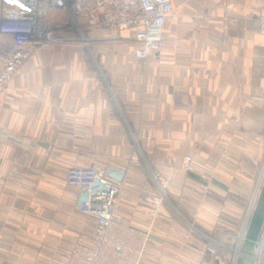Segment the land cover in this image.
I'll use <instances>...</instances> for the list:
<instances>
[{"label": "crops", "instance_id": "1", "mask_svg": "<svg viewBox=\"0 0 264 264\" xmlns=\"http://www.w3.org/2000/svg\"><path fill=\"white\" fill-rule=\"evenodd\" d=\"M173 4L165 45L144 60L130 30L49 12L60 39L0 93V264H61L113 206L148 230L143 264H196L210 257L206 243L216 264L233 258L264 186V0ZM12 46L0 33V53ZM186 154L208 180L182 168ZM72 166L95 167L99 189L68 185ZM154 169L168 179V203L150 217L138 193L154 188ZM201 199L208 206L194 216Z\"/></svg>", "mask_w": 264, "mask_h": 264}, {"label": "built area", "instance_id": "2", "mask_svg": "<svg viewBox=\"0 0 264 264\" xmlns=\"http://www.w3.org/2000/svg\"><path fill=\"white\" fill-rule=\"evenodd\" d=\"M10 5L0 10V33L12 38V48L0 53V93L9 85L18 69L35 50L45 47L60 38L50 28V11L67 12L74 21L82 20L88 28L114 27L132 32L133 54L138 60L148 58L160 50L164 43V27L173 13L174 0H9ZM258 31L264 33V17L258 18ZM185 171H200L203 177H210L212 171L200 165L192 155L182 159ZM154 188H143L138 198L148 205L147 215L157 217L167 200L168 179L159 169L152 170ZM66 183L80 189L96 191L100 187L101 176L93 166L68 167ZM208 180V178H207ZM207 186L202 184L203 193ZM263 184L258 182L255 195L247 214L236 233L235 254L229 264H237L241 246L252 211L261 194ZM208 206L201 199L194 206L193 215ZM184 238L189 232L179 229ZM90 243L75 242L61 264H143L147 254L149 232L135 226L116 207L98 215L91 231ZM209 258H201L196 264H216L218 248L214 243H206ZM264 250V222L254 246L253 264L261 263ZM180 264V263H178Z\"/></svg>", "mask_w": 264, "mask_h": 264}, {"label": "water", "instance_id": "3", "mask_svg": "<svg viewBox=\"0 0 264 264\" xmlns=\"http://www.w3.org/2000/svg\"><path fill=\"white\" fill-rule=\"evenodd\" d=\"M264 222V186L250 216L237 264H253L254 246Z\"/></svg>", "mask_w": 264, "mask_h": 264}, {"label": "rangeland", "instance_id": "4", "mask_svg": "<svg viewBox=\"0 0 264 264\" xmlns=\"http://www.w3.org/2000/svg\"><path fill=\"white\" fill-rule=\"evenodd\" d=\"M175 1V0H174ZM11 2H9V0H0V10L7 6V5H10ZM55 16H61V17H66V16H69V14L67 12H62V11H55ZM51 28V27H50ZM52 30H54V28H51ZM55 31V30H54ZM55 33H57V31H55ZM165 33V31H164ZM165 45V43H164ZM167 198V197H166ZM166 203H168V198L166 200ZM240 244H238V246L236 247V253L239 251V246Z\"/></svg>", "mask_w": 264, "mask_h": 264}]
</instances>
